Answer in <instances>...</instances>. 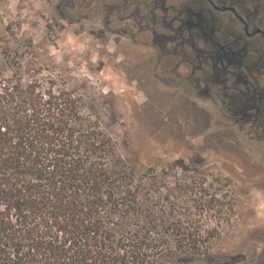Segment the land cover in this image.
<instances>
[{"label":"trees","instance_id":"obj_1","mask_svg":"<svg viewBox=\"0 0 264 264\" xmlns=\"http://www.w3.org/2000/svg\"><path fill=\"white\" fill-rule=\"evenodd\" d=\"M9 49L0 34V54ZM10 69L0 71V264L212 261L196 217L113 167L114 141L78 92Z\"/></svg>","mask_w":264,"mask_h":264},{"label":"rangeland","instance_id":"obj_2","mask_svg":"<svg viewBox=\"0 0 264 264\" xmlns=\"http://www.w3.org/2000/svg\"><path fill=\"white\" fill-rule=\"evenodd\" d=\"M92 32L85 22L60 20L55 0H0V34L10 47L0 54V71L10 76L15 65L24 78L28 73L42 84L52 78L78 92L84 113L114 141L113 167L141 180L153 202L173 205L182 219H198V239L209 237L212 260L203 264H264L262 157L227 141L206 143L198 109L190 107L194 97L172 111L164 87L150 92L137 76L139 56L117 55L115 38L99 40Z\"/></svg>","mask_w":264,"mask_h":264},{"label":"flooded vegetation","instance_id":"obj_3","mask_svg":"<svg viewBox=\"0 0 264 264\" xmlns=\"http://www.w3.org/2000/svg\"><path fill=\"white\" fill-rule=\"evenodd\" d=\"M263 1L55 0V13L115 38L117 55L139 56L137 76L150 92L164 87L172 111L194 97L206 143L236 144L264 168Z\"/></svg>","mask_w":264,"mask_h":264}]
</instances>
